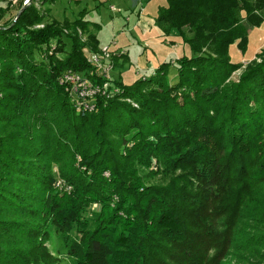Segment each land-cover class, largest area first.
<instances>
[{
  "label": "trees",
  "instance_id": "obj_1",
  "mask_svg": "<svg viewBox=\"0 0 264 264\" xmlns=\"http://www.w3.org/2000/svg\"><path fill=\"white\" fill-rule=\"evenodd\" d=\"M58 1L37 0L41 9ZM41 9H0V21L10 17L0 28V264L26 258L14 254L20 237L34 247L48 228L66 236L69 264H170L173 249L209 264L193 243L214 227L212 204L239 215L254 203V185H264V65L228 82L243 67L231 62L230 47L246 51L251 30L264 23V0H167L155 24L165 36L176 33L182 51L130 85L94 64L92 53L102 50L96 34L79 37L96 24L81 17L84 9L51 22ZM69 72L105 94L86 102L65 81ZM77 104L96 109L77 112ZM158 155L180 173L170 183L131 186L136 158ZM54 163L72 174L74 195L116 202L111 216L67 206Z\"/></svg>",
  "mask_w": 264,
  "mask_h": 264
},
{
  "label": "rangeland",
  "instance_id": "obj_2",
  "mask_svg": "<svg viewBox=\"0 0 264 264\" xmlns=\"http://www.w3.org/2000/svg\"><path fill=\"white\" fill-rule=\"evenodd\" d=\"M3 4L0 0V5L4 6ZM34 7L41 9L39 3ZM163 7H167V0H138V2L136 0H80L78 5L69 0H62L54 5L42 7L41 11H44L46 15L51 12L49 19L51 22V18L61 21L65 18L74 20V16H79L78 11L84 9L86 13L81 17L84 16L86 21L90 20L97 25H90L87 28L88 33H85L84 30L79 31V37L82 42H85L89 33L96 34L99 37V47L102 50L101 54L92 53L91 56L95 55L99 58L97 62L94 61V64H99L97 66L107 77L121 78L126 85H130L142 76H151L162 63L170 60L174 62L182 51L183 43L174 36L176 33L170 36L162 35L163 32L155 24L158 11ZM9 10L10 12L15 11L11 7ZM71 11H74V15H70ZM8 18L10 19V17ZM9 19L2 18L0 28ZM43 27L44 24L34 28ZM172 40H177L178 43L175 45ZM186 51L189 55L188 49ZM125 53L129 56V62ZM229 56L232 63L243 65L239 71L232 75L229 83L238 82L246 67L264 65V23L251 30L245 52L241 51L237 44H234L230 47ZM75 73L69 72L67 75ZM68 84L71 87L74 86L72 82H68ZM74 106L77 112L88 111L85 113H90L96 109L95 105H87L85 108L80 107L79 104ZM59 165L54 163L51 173L55 178L54 186L58 190L60 198L65 200L66 205L83 204L87 206L85 216H93L94 210L101 209L105 216L110 217L112 209L117 206V203L111 200L97 201L94 198L87 200L84 195L77 194V192L74 195L75 182L71 179L72 174L66 175L65 165ZM80 169L82 166L76 162L72 165L71 170L78 172ZM174 171L175 174H173ZM179 173L180 170L176 169V165L170 164V161L158 155L152 160L147 157L142 159L137 157L136 162L129 167L126 176L131 186L144 188L152 184H162L165 181L170 183L172 182L170 177ZM103 177L108 179L111 176L106 172ZM111 193H113V189ZM253 194L256 195L254 203L248 205L247 208V204L244 205L239 211V215L234 213L228 216L224 213L227 209L223 212L218 210V201L212 204L213 212L210 217L214 220V227L203 229L205 234L200 235L201 239L193 243L197 246L196 251L200 249L198 258H207L209 264H264V185L261 181L254 185L252 197ZM93 205L96 207L93 208ZM256 206L261 209L262 215L254 214ZM117 215L123 216L122 211ZM188 226L191 228V225L188 224ZM259 234L262 240L256 241ZM19 240L14 254L22 253L29 259L28 262L31 260L34 262L36 259V264H44L49 258H53L50 260L51 264L70 263L66 236L55 228H48L47 234L42 240L36 241L39 242V245L36 243L37 245L34 247L33 240L22 237ZM173 252L172 258H167L170 264H202L191 260L192 257L189 258L185 249H173ZM26 258H12L2 264H29L26 262Z\"/></svg>",
  "mask_w": 264,
  "mask_h": 264
},
{
  "label": "built area",
  "instance_id": "obj_3",
  "mask_svg": "<svg viewBox=\"0 0 264 264\" xmlns=\"http://www.w3.org/2000/svg\"><path fill=\"white\" fill-rule=\"evenodd\" d=\"M2 3H4L3 4L4 6L0 5V9L11 7L15 11H17L19 8L24 9V8H28L34 5H38V2L36 0H2ZM98 59L99 58H97L96 56L92 57L93 61L97 62ZM65 81L67 83L72 82V84L74 85L73 89L78 90L80 92V97L83 98L85 101L86 99L88 100L89 97H93L100 92H102V94H105V91H102L100 86L99 87L98 86L94 87L92 85L86 86L85 84L80 82L81 81L80 77L75 76V75H66ZM106 86L107 85L105 84L104 88Z\"/></svg>",
  "mask_w": 264,
  "mask_h": 264
},
{
  "label": "clouds",
  "instance_id": "obj_4",
  "mask_svg": "<svg viewBox=\"0 0 264 264\" xmlns=\"http://www.w3.org/2000/svg\"><path fill=\"white\" fill-rule=\"evenodd\" d=\"M96 207V205H93V208H95Z\"/></svg>",
  "mask_w": 264,
  "mask_h": 264
},
{
  "label": "crops",
  "instance_id": "obj_5",
  "mask_svg": "<svg viewBox=\"0 0 264 264\" xmlns=\"http://www.w3.org/2000/svg\"><path fill=\"white\" fill-rule=\"evenodd\" d=\"M138 2V0H136ZM163 35V34H162ZM176 45V44H175Z\"/></svg>",
  "mask_w": 264,
  "mask_h": 264
}]
</instances>
